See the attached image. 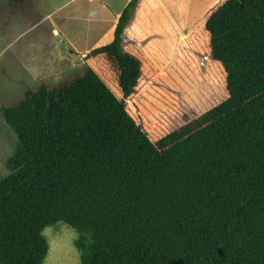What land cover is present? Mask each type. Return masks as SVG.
Listing matches in <instances>:
<instances>
[{
    "label": "trees",
    "instance_id": "obj_1",
    "mask_svg": "<svg viewBox=\"0 0 264 264\" xmlns=\"http://www.w3.org/2000/svg\"><path fill=\"white\" fill-rule=\"evenodd\" d=\"M137 1L83 72L0 104L17 137L0 178V264H44L41 229L59 222L77 232L79 264H264V0L211 3L186 39L214 81L189 53L168 76L183 89L193 68L196 84L218 88L197 115L165 130L166 115L153 131L127 105L153 72L128 34ZM99 56L121 97L93 66Z\"/></svg>",
    "mask_w": 264,
    "mask_h": 264
},
{
    "label": "rangeland",
    "instance_id": "obj_2",
    "mask_svg": "<svg viewBox=\"0 0 264 264\" xmlns=\"http://www.w3.org/2000/svg\"><path fill=\"white\" fill-rule=\"evenodd\" d=\"M130 0H0V104L13 103L26 87L45 81L56 84L74 72H83L85 54L112 40L116 21ZM215 0H138L128 34L153 68L137 94L127 101L134 118L149 131L167 115L165 130L178 125L184 114L202 109L206 88L216 82L201 63L186 34ZM136 10L138 24L133 21ZM169 10V12H168ZM189 53L201 73L212 81L195 82V71L184 74V87L169 80L168 65L175 56ZM104 81L121 97L117 75L105 57L90 59ZM211 83V84H210ZM217 87V86H216ZM218 88V87H217ZM215 88V89H217ZM219 96L218 99H221ZM207 108L206 104H203ZM177 115L176 122L172 123ZM172 123V124H169ZM17 147L15 133L0 117V178L9 174L6 159ZM49 251L44 264H79L77 232L59 222L47 227Z\"/></svg>",
    "mask_w": 264,
    "mask_h": 264
},
{
    "label": "crops",
    "instance_id": "obj_3",
    "mask_svg": "<svg viewBox=\"0 0 264 264\" xmlns=\"http://www.w3.org/2000/svg\"><path fill=\"white\" fill-rule=\"evenodd\" d=\"M128 2H129V1H128ZM138 9H140L139 6L136 7V10H138ZM136 10H135V12H134V14H133V17H132V18H133V21L135 20V17H136V15H137ZM168 12H169V10H168ZM138 13H140L139 10H138ZM129 24H130V22L128 23L127 29L130 28V27H129ZM135 24H138V23H137V20H135ZM112 38H113V35H112Z\"/></svg>",
    "mask_w": 264,
    "mask_h": 264
},
{
    "label": "clouds",
    "instance_id": "obj_4",
    "mask_svg": "<svg viewBox=\"0 0 264 264\" xmlns=\"http://www.w3.org/2000/svg\"><path fill=\"white\" fill-rule=\"evenodd\" d=\"M40 235L44 238H47L48 237V229L47 228L41 229Z\"/></svg>",
    "mask_w": 264,
    "mask_h": 264
}]
</instances>
